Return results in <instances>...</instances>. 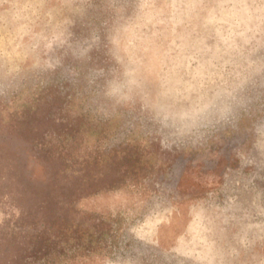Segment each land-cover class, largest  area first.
Listing matches in <instances>:
<instances>
[{"label":"rangeland","instance_id":"obj_1","mask_svg":"<svg viewBox=\"0 0 264 264\" xmlns=\"http://www.w3.org/2000/svg\"><path fill=\"white\" fill-rule=\"evenodd\" d=\"M0 264H264V0H0Z\"/></svg>","mask_w":264,"mask_h":264}]
</instances>
